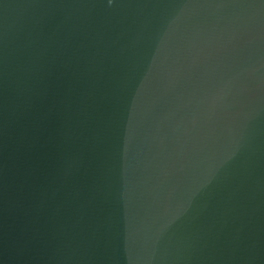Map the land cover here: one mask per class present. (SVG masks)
I'll return each instance as SVG.
<instances>
[{
    "label": "water",
    "instance_id": "1",
    "mask_svg": "<svg viewBox=\"0 0 264 264\" xmlns=\"http://www.w3.org/2000/svg\"><path fill=\"white\" fill-rule=\"evenodd\" d=\"M0 264H264V0H0Z\"/></svg>",
    "mask_w": 264,
    "mask_h": 264
}]
</instances>
